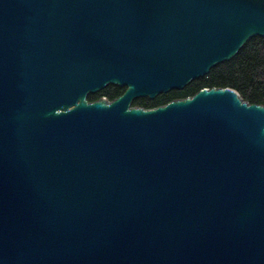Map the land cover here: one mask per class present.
Instances as JSON below:
<instances>
[{
    "label": "water",
    "instance_id": "obj_1",
    "mask_svg": "<svg viewBox=\"0 0 264 264\" xmlns=\"http://www.w3.org/2000/svg\"><path fill=\"white\" fill-rule=\"evenodd\" d=\"M254 36L264 0H0V264H264V105H132Z\"/></svg>",
    "mask_w": 264,
    "mask_h": 264
},
{
    "label": "trees",
    "instance_id": "obj_2",
    "mask_svg": "<svg viewBox=\"0 0 264 264\" xmlns=\"http://www.w3.org/2000/svg\"><path fill=\"white\" fill-rule=\"evenodd\" d=\"M203 88H232L238 91L245 101L264 105V37H252L235 57L215 65L207 75L192 81L184 89L162 93L153 100L137 98L132 105L155 108L176 99L191 97ZM124 91L125 87L108 85L98 93L90 94L88 99L114 100Z\"/></svg>",
    "mask_w": 264,
    "mask_h": 264
},
{
    "label": "flooded vegetation",
    "instance_id": "obj_3",
    "mask_svg": "<svg viewBox=\"0 0 264 264\" xmlns=\"http://www.w3.org/2000/svg\"><path fill=\"white\" fill-rule=\"evenodd\" d=\"M124 92H125V91H124ZM124 92H123V93H124ZM123 93H122V94H123ZM122 94H121V95H122ZM121 95H119V96H117V97H120ZM117 97H116V98H117ZM134 100H135V99H134ZM134 100H133V102H134ZM133 102H132V104H133Z\"/></svg>",
    "mask_w": 264,
    "mask_h": 264
}]
</instances>
